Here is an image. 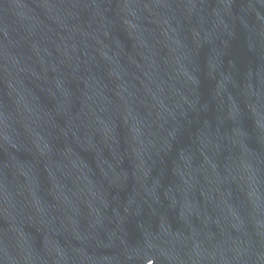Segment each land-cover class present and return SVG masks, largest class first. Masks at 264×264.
I'll use <instances>...</instances> for the list:
<instances>
[{
	"label": "water",
	"instance_id": "95a60500",
	"mask_svg": "<svg viewBox=\"0 0 264 264\" xmlns=\"http://www.w3.org/2000/svg\"><path fill=\"white\" fill-rule=\"evenodd\" d=\"M0 264H264V0H61L2 32Z\"/></svg>",
	"mask_w": 264,
	"mask_h": 264
}]
</instances>
